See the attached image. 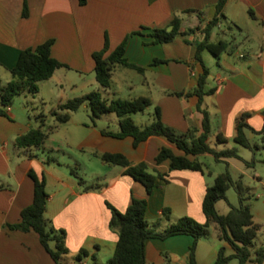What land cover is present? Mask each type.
<instances>
[{
    "label": "crops",
    "instance_id": "crops-1",
    "mask_svg": "<svg viewBox=\"0 0 264 264\" xmlns=\"http://www.w3.org/2000/svg\"><path fill=\"white\" fill-rule=\"evenodd\" d=\"M216 2L86 0L85 4H80L79 0H0V86L11 79L10 69L16 64L21 50L27 47L53 39L51 55L69 68L56 69L48 80L62 86V79L67 73L64 70H73L81 78L86 73L94 72L92 54L103 47L105 39H108L111 51L127 35L139 31L128 36L124 56L144 66L142 74L151 71L154 76L151 80L144 77L137 89V85L125 78L123 68L126 67L115 65L111 85L104 88L106 93H102L103 96L149 98V107L130 115L139 126L152 122L153 115L149 111L147 118L143 114L157 105L161 120L177 131L184 132L190 127L200 129L202 114L196 109L198 97L176 96L171 92H186L197 86L202 66L194 60V42L201 40L204 34L199 31L178 35L171 42L157 44L153 42L151 32L154 28L166 27L174 16L180 17L181 30L202 26L213 18ZM24 4L27 7L26 16H23ZM222 12L224 16L213 28L210 40L231 41L234 48L229 53H222L218 60L207 50L201 54L204 65L209 69L204 89H213L212 93L203 96L201 104L209 116L208 142L216 150L235 148L243 160L255 159L250 167L252 176L264 188V0H228ZM199 14L203 18L202 24ZM232 23L239 29H229ZM155 58L162 61L152 64ZM68 85L75 86L73 82H68ZM26 103L21 102L19 107L14 108L9 106L6 115H0V264H57L42 247L35 231L11 229L8 226L17 223L21 210L32 202L30 170L38 175L44 174L48 193L45 218L49 227L64 231V244L69 251L62 258L64 264H90L93 257L99 263H107L113 255L118 232L116 228L109 227L111 211L106 202L123 212L132 197L146 198L145 218L150 224L159 220L160 227L184 215L200 223L205 222L202 199L206 187L219 173L209 169L206 172L201 156L211 154L198 156L203 163L202 172L171 170L169 160L157 163L155 156L162 146H168L179 154L178 149L160 136H151L135 147L131 136L117 138L103 134L102 129H119L117 115L107 112L92 120L91 124L88 118L75 121L76 131H68L64 144L85 159L91 155L98 157L95 152L122 153L132 164L145 162L149 171L159 172L164 178H156L153 191L147 194L144 185L127 174L125 167L102 162L103 170L93 172L96 181L86 182L78 173L74 174L70 164L64 168L53 155H49L53 160L48 162L47 158L38 156L37 149H60L52 141L63 123H58L52 116L55 123L45 125L46 117L42 114L37 116V92L28 100L26 98ZM31 109H34L33 115ZM75 112L70 113L69 120ZM138 115V120H135L134 116ZM242 115H245L244 122L248 124L245 134L256 147L255 151L234 140L236 123ZM39 116L40 124H44L42 129L55 125L56 129L38 147H17L15 138L30 128L39 127ZM73 159L75 164L78 163L77 158ZM232 160L244 164L238 158H224L218 162L230 167ZM91 185L97 187L85 189ZM165 207L170 210L168 221L162 219ZM192 242L193 237L188 234L165 239L148 238L145 241L146 264H187ZM50 245L54 246V242H50ZM255 246L264 247V243L255 242ZM220 247L225 248L226 254L233 253L231 246L217 237V229L211 224L208 234L197 241V263L212 264ZM81 248L87 250L88 256L77 261L75 254Z\"/></svg>",
    "mask_w": 264,
    "mask_h": 264
},
{
    "label": "trees",
    "instance_id": "trees-1",
    "mask_svg": "<svg viewBox=\"0 0 264 264\" xmlns=\"http://www.w3.org/2000/svg\"><path fill=\"white\" fill-rule=\"evenodd\" d=\"M228 0H217L214 5V16L202 26H196L181 30V19L174 16L170 23L163 28L152 29L151 36L153 42L163 44L173 41L178 35H189L196 32H202L204 37L195 41L194 60L202 66V71L197 77V86L190 91L171 92L176 96L196 95L198 103L196 109L202 114L201 128L190 127L184 132H179L172 126L165 124L161 120L159 106H154L153 120L150 124L139 126L131 118V114L142 112L151 105L149 98L139 96L133 99L106 98L99 90H93L78 97L58 102L51 115L55 117L58 123H65L69 120L71 112L77 111L81 105L87 104L91 110V119L94 120L107 112H114L118 117L117 131L102 129L105 135L123 138L125 136L133 137V145L136 147L141 141L151 136H160L165 138L181 153H175L168 146H162L155 161L157 163L163 160H169L171 170H193L203 171V163L198 156L211 154L216 161L224 158H238L242 160L246 167H251L255 159L251 161L243 160L235 148H225L216 150L210 146L208 137L210 133V122L208 112L201 108L203 96L212 93L213 89L205 90L206 78L209 69L202 61V52L209 51L218 60L220 55L225 52H231L234 48L231 41L219 39L211 41L210 35L223 15V8ZM80 4H85L86 0H79ZM27 14V7L24 4L23 16ZM249 14L253 17L251 11ZM200 23L203 18L199 14ZM229 29H239L236 24H230ZM140 33L139 31L132 32ZM127 35L114 49L109 51L108 39H105L101 49L92 54L94 60L95 79L103 88H109L111 85L112 69L115 65H121L126 68L136 70L138 73H144L145 67L129 61L125 56V45ZM188 42V41H187ZM53 39H48L35 47L22 49L16 64L10 69L11 79L0 86V115H6V107L11 106L14 98L20 94H34L38 92V83L48 80L58 68H69V66L51 55V45ZM161 59L155 58L152 64L161 62ZM245 115H242L236 123V135L234 140L237 144L250 148L255 151L256 147L251 144L245 134V128L248 124L244 122ZM43 123L37 128H30L26 133L15 138V145L19 148H28L31 146H40L48 135L56 129L55 126H47L42 129ZM104 163L125 167V172L134 179L141 182L147 194L153 191L156 178H164L163 174L156 171H149L145 162L132 164L128 158L119 152L94 153ZM53 160L48 157L47 162ZM29 176L33 181L32 202L24 207L20 212V219L17 223L9 224L11 229L23 231L33 230L39 236L42 247L49 253L51 258L57 264H64L62 258L69 251L64 244V231H55L49 227V222L45 218V209L48 200L46 190V180L44 174H36L33 170L29 171ZM80 183H83L79 179ZM96 188L97 185L86 186L85 189ZM234 187L239 204L234 206L230 203L227 213H219L216 209V203L219 200L227 201V190ZM250 198L249 188L239 180H234L228 169L217 174L213 183L206 187L201 209L205 216V222L200 223L190 216L184 215L173 222H169L165 227H160L159 220L150 224L145 218L147 207L146 198L132 197L130 204L125 211L117 210L110 203L106 202L111 211L109 227L116 228L118 239L113 255L107 263H99L95 257L90 264H146L145 260V241L148 238L165 239L178 234H188L193 237V242L188 249L187 264H198L195 257L197 241L208 234V228L211 224L217 229V237L226 241L233 253L226 254L225 248L220 247L217 257L212 264H229L232 259H236L238 264H262L264 262V247H256L255 239L260 225L253 220L251 205L247 202ZM170 210L163 208L162 219L169 220ZM54 242V246L50 245ZM88 256L86 249L81 248L76 254L77 261ZM86 264V263H80Z\"/></svg>",
    "mask_w": 264,
    "mask_h": 264
},
{
    "label": "rangeland",
    "instance_id": "rangeland-1",
    "mask_svg": "<svg viewBox=\"0 0 264 264\" xmlns=\"http://www.w3.org/2000/svg\"><path fill=\"white\" fill-rule=\"evenodd\" d=\"M123 69H125L126 72L125 78L128 81L137 85V89L140 88L138 84L144 79V77H146L148 80H151L154 76V73L151 71H148L146 74H141L138 73L136 70L130 68ZM64 71H66L67 73L66 77L62 79V86L58 85L53 80H44L38 83L37 116L38 114H42L44 117H46L45 125L55 123L54 117H52L51 115V111L55 109L58 102H63L67 99L81 96L93 90H99L103 94L106 93L104 91V88L96 82L94 72L86 73L83 78H81L78 76V73L73 70ZM68 82H73L75 86H69ZM85 83L86 85L88 83L89 84L87 86L85 85L84 88H82V85ZM151 88L152 90H154L153 87ZM30 97H32V94L28 93H23L16 96L11 107H19L21 102L27 104L26 98L28 100ZM33 110L34 109L30 110L31 115H33ZM147 111H149L150 114L153 115L154 109L148 108V110H146L143 114L145 118L150 116L149 114H147ZM71 117L72 118L69 121L61 124L60 130L57 131L53 136L54 141H52V144L56 147L59 146L60 149L53 151H43L41 149H37V154L38 156H41L45 159L48 158L49 155H53L54 158H57L59 160L61 167L65 168L66 164H70L72 166L74 174L78 173L79 176L83 178L86 182H95L96 177H94L93 172H99L103 170L102 161L98 157H94L92 155L89 156V159L81 158L78 152H75V150L70 149L64 144V140L68 131H76L77 126L75 125V121H80L88 118L89 123H92V119L90 118L91 110L87 104H83ZM138 117L139 115L134 116V119L138 120ZM39 119L40 116L37 117V126L40 124ZM74 135H76V133ZM62 142L63 144H61ZM74 157L78 160V163L76 164L73 159ZM201 160L205 164L204 170L206 172H208L209 169L210 171L213 170L215 173H221L228 169L232 174L234 180L240 179L243 184L249 188L250 198L247 200V202L251 205V211L253 214L254 221L260 225L255 242L257 244L264 243V188L260 183L254 180L252 176L253 170L250 167L244 166V164L238 160H232L233 164L230 167H228L223 162L216 161L212 156H201ZM237 166L239 168H242L246 173H243L241 169H239ZM212 183L213 181H211L210 185ZM228 203L234 206H237L239 204L238 195L234 187H230L227 190V201H217L216 209L218 210V212L222 214L226 213L229 209ZM236 263L237 261L233 260L230 264Z\"/></svg>",
    "mask_w": 264,
    "mask_h": 264
},
{
    "label": "built area",
    "instance_id": "built-area-1",
    "mask_svg": "<svg viewBox=\"0 0 264 264\" xmlns=\"http://www.w3.org/2000/svg\"><path fill=\"white\" fill-rule=\"evenodd\" d=\"M6 109H7V110H9V109H10V108H9V106H8V107H6Z\"/></svg>",
    "mask_w": 264,
    "mask_h": 264
}]
</instances>
